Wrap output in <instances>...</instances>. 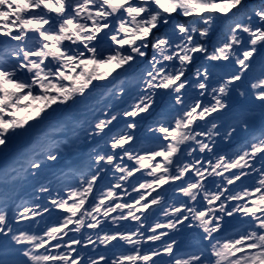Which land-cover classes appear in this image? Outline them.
I'll return each mask as SVG.
<instances>
[{
  "label": "snow or ice",
  "instance_id": "obj_1",
  "mask_svg": "<svg viewBox=\"0 0 264 264\" xmlns=\"http://www.w3.org/2000/svg\"><path fill=\"white\" fill-rule=\"evenodd\" d=\"M0 264H264V0H0Z\"/></svg>",
  "mask_w": 264,
  "mask_h": 264
}]
</instances>
